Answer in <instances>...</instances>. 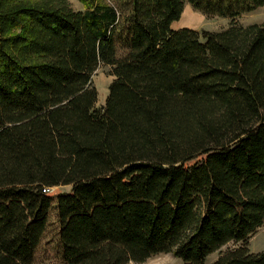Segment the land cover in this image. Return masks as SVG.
<instances>
[{
	"label": "trees",
	"instance_id": "1",
	"mask_svg": "<svg viewBox=\"0 0 264 264\" xmlns=\"http://www.w3.org/2000/svg\"><path fill=\"white\" fill-rule=\"evenodd\" d=\"M0 0V264H34L56 195L62 264L172 253L264 264V0ZM111 67L104 104L92 74ZM203 156L187 164L197 156Z\"/></svg>",
	"mask_w": 264,
	"mask_h": 264
},
{
	"label": "rangeland",
	"instance_id": "2",
	"mask_svg": "<svg viewBox=\"0 0 264 264\" xmlns=\"http://www.w3.org/2000/svg\"><path fill=\"white\" fill-rule=\"evenodd\" d=\"M74 10H82L81 3L77 0H67ZM232 22L238 23L242 26L251 25V23L261 24L264 22V7H258L251 12L241 14L232 20L228 17H218L216 15H205L200 11L194 9L191 5L185 4L181 17L172 23L171 29L189 28L195 29L200 33L202 31H221L226 29ZM111 67L109 65H100L92 74V83L98 92L96 107L104 104L106 96L108 95V84L114 79L110 74ZM203 156H197L195 159L189 161L187 164H192L196 160H200ZM71 185H63L51 187L47 189V193L52 196V207L50 210L49 219L46 226V231L43 234L39 246L34 257V264H62L61 258V244L59 243V228L58 215L56 214V195L61 193H69ZM263 224L250 236L247 241V249L251 253H258L264 249V219ZM241 242L229 241L226 245L214 251L207 257L205 264H211L220 255L227 252L229 249L240 246ZM129 264H183L182 261L168 252L153 255L143 262H130Z\"/></svg>",
	"mask_w": 264,
	"mask_h": 264
},
{
	"label": "built area",
	"instance_id": "3",
	"mask_svg": "<svg viewBox=\"0 0 264 264\" xmlns=\"http://www.w3.org/2000/svg\"><path fill=\"white\" fill-rule=\"evenodd\" d=\"M47 191V189H43V192H46Z\"/></svg>",
	"mask_w": 264,
	"mask_h": 264
},
{
	"label": "crops",
	"instance_id": "4",
	"mask_svg": "<svg viewBox=\"0 0 264 264\" xmlns=\"http://www.w3.org/2000/svg\"><path fill=\"white\" fill-rule=\"evenodd\" d=\"M171 26H172V24H171Z\"/></svg>",
	"mask_w": 264,
	"mask_h": 264
}]
</instances>
